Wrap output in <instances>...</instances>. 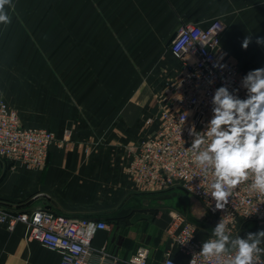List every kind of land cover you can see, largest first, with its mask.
<instances>
[{
  "label": "crops",
  "instance_id": "obj_1",
  "mask_svg": "<svg viewBox=\"0 0 264 264\" xmlns=\"http://www.w3.org/2000/svg\"><path fill=\"white\" fill-rule=\"evenodd\" d=\"M21 1L11 0L12 7L7 9L10 23L0 24V81L4 77L13 79L12 75L6 77V73H11L16 44L20 39L26 41L31 33L25 26L26 23L21 26V31L19 25L13 23L12 8L15 2L18 7H24L25 3ZM143 1H145L143 10L140 7L127 6L121 9L122 15L129 16L141 12L137 13L143 17L139 25L142 26L139 28L141 32L167 30L163 28L162 14L158 15L153 7L155 3L152 4L160 0ZM169 2L168 14L177 29L182 23L205 27L212 21H220L224 25L221 48L238 70L246 74L250 70L264 68V44L256 42L257 38H264V0H169ZM108 4L109 0H96V6L100 10L104 9L105 15L112 8ZM108 26L100 27L99 30L109 31ZM246 36L251 37V43L244 49L242 42ZM106 39L107 37L103 42L105 48L108 46ZM178 68L176 61L169 66L164 65L161 72L171 79L173 75L178 74ZM73 110L81 114L72 116L70 112L66 113L68 110L65 108L58 116L59 122L52 126L51 131L61 142V146L54 145L51 148L44 166L33 169L17 165L5 170L0 178V202H8L11 206L28 210L47 208L71 217L103 221L113 219V222L108 221L111 226L109 231H100L95 235L92 244L96 250L104 248L108 255L126 259L137 247L146 246L150 250L149 264H160L167 249L163 233L170 218L167 219L164 214L161 215L162 221L161 216L154 218L151 233H147L149 235L140 242L137 231L131 233L120 228L121 224L130 223L127 221L129 217L125 214L127 205H132V202L138 199L146 201L147 198L161 203L158 198L166 194L140 193L125 174L127 147L138 143L149 132L144 120L145 110L129 102L116 106L100 105L95 111L91 108L79 110L77 107ZM93 112L96 114L91 116L89 113ZM19 117L22 124L27 127L48 129L42 123L22 118L20 114ZM72 118L74 119L71 124ZM3 163L0 162V168L3 167ZM4 164L9 167L8 164ZM180 214L194 220L186 211ZM114 215L116 218H113ZM258 227L263 228L264 223H243L241 232L245 233ZM203 228L210 233L208 228ZM197 238L202 239V233H198ZM171 258L180 263L186 262L185 255L176 247L171 248ZM0 264H60V257L39 243L27 240L23 225H18L12 232L0 225ZM91 264H96L95 260L91 261Z\"/></svg>",
  "mask_w": 264,
  "mask_h": 264
},
{
  "label": "built area",
  "instance_id": "obj_2",
  "mask_svg": "<svg viewBox=\"0 0 264 264\" xmlns=\"http://www.w3.org/2000/svg\"><path fill=\"white\" fill-rule=\"evenodd\" d=\"M223 32L220 21L205 27L193 23L179 26L169 46L179 65L170 98L145 122L149 129L146 136L126 149L125 174L138 192L165 193L177 186L201 201L205 211V221L199 222L170 212L164 230L167 249L160 264H222L199 254L202 242L212 238V232L203 228L210 230L204 223L212 220L216 226L223 217L230 236L235 238L241 236L243 223L264 222V196L250 190L251 180L231 189L228 203L223 210H217L210 197L213 177L211 173L202 175L190 149L193 137L189 129L194 125L197 131L206 130L217 88L238 89L236 94L241 99L246 96L241 81L247 73L242 74L225 56L221 48ZM54 145L61 146V142L52 132L23 125L19 113L0 94V162L11 168L18 165L36 169L46 164ZM0 225L9 232L23 225L27 240L57 253L60 264H91L93 260L96 264L150 263L146 246L137 247L126 259L110 256L104 248L96 250L92 244L95 235L111 227L103 220L71 217L47 208L15 210L0 204ZM198 233H202V239L197 238ZM172 247L185 255V263L171 258ZM257 264H264V255Z\"/></svg>",
  "mask_w": 264,
  "mask_h": 264
},
{
  "label": "rangeland",
  "instance_id": "obj_3",
  "mask_svg": "<svg viewBox=\"0 0 264 264\" xmlns=\"http://www.w3.org/2000/svg\"><path fill=\"white\" fill-rule=\"evenodd\" d=\"M22 2L24 7L14 3L13 23L19 25V30L26 23L31 33L26 41L17 42L11 73H6L5 69L6 77L12 75L13 79L4 77L0 81V94L22 118L42 123L52 132L65 108L66 113L74 116L81 114L73 110L75 107L95 111L100 105L129 102L145 110L147 123L169 100L177 76L170 79L162 74L164 65L177 61L169 51L177 30L168 14L169 0L152 2L158 15L162 14L163 28L167 29L154 32L139 31L143 17L137 13L141 12L122 15L121 9L127 6L143 10V0H109L108 6L112 8L108 7L111 11L106 15L104 9L96 6V0ZM105 25H109L110 30L100 31ZM105 37L107 48L103 47ZM8 168L11 166L3 163L0 178ZM165 193L158 198L161 203L147 198L127 205L125 214L130 223L121 224L120 228L131 233L137 231L140 242L149 235L152 220L163 214L168 219L170 212L186 211L195 221L205 219L201 201L190 199L177 186ZM162 219L163 216L160 221ZM204 225L209 226L210 232L215 227L212 220ZM261 229L242 231L241 235L245 237L248 232Z\"/></svg>",
  "mask_w": 264,
  "mask_h": 264
},
{
  "label": "clouds",
  "instance_id": "obj_4",
  "mask_svg": "<svg viewBox=\"0 0 264 264\" xmlns=\"http://www.w3.org/2000/svg\"><path fill=\"white\" fill-rule=\"evenodd\" d=\"M11 7V0H0V24L10 23L7 9ZM256 42L264 44V38ZM250 43L251 37L246 36L242 47L247 49ZM241 87L246 90L243 99L236 94L238 89L217 88L206 130L197 131L194 125L189 129L194 163L203 176L211 173L213 177L210 197L217 210L224 209L231 189L245 181L251 180L250 190L264 196V68L250 70L242 78ZM211 236L199 251L205 258L222 264H257L264 255V230L232 238L221 217Z\"/></svg>",
  "mask_w": 264,
  "mask_h": 264
},
{
  "label": "trees",
  "instance_id": "obj_5",
  "mask_svg": "<svg viewBox=\"0 0 264 264\" xmlns=\"http://www.w3.org/2000/svg\"><path fill=\"white\" fill-rule=\"evenodd\" d=\"M0 204L5 205V206H7L8 208H11V209L13 208L15 210H21L22 209V207H14V206H11L8 202H0ZM112 220L113 219H108L106 222L107 223H109L108 221L113 222Z\"/></svg>",
  "mask_w": 264,
  "mask_h": 264
}]
</instances>
